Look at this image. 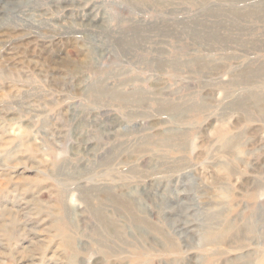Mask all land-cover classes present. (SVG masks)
Returning <instances> with one entry per match:
<instances>
[{"label": "rangeland", "instance_id": "374dc122", "mask_svg": "<svg viewBox=\"0 0 264 264\" xmlns=\"http://www.w3.org/2000/svg\"><path fill=\"white\" fill-rule=\"evenodd\" d=\"M0 264H264V0H0Z\"/></svg>", "mask_w": 264, "mask_h": 264}]
</instances>
